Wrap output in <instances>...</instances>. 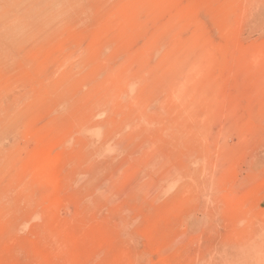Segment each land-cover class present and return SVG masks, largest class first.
I'll return each mask as SVG.
<instances>
[{"label":"rangeland","instance_id":"rangeland-1","mask_svg":"<svg viewBox=\"0 0 264 264\" xmlns=\"http://www.w3.org/2000/svg\"><path fill=\"white\" fill-rule=\"evenodd\" d=\"M0 264H264V0H0Z\"/></svg>","mask_w":264,"mask_h":264},{"label":"bare ground","instance_id":"bare-ground-1","mask_svg":"<svg viewBox=\"0 0 264 264\" xmlns=\"http://www.w3.org/2000/svg\"><path fill=\"white\" fill-rule=\"evenodd\" d=\"M46 163V162H45ZM47 166H48V164H47ZM44 175H45V173H44ZM46 186V185H45Z\"/></svg>","mask_w":264,"mask_h":264}]
</instances>
